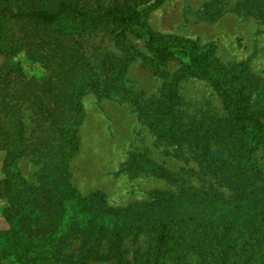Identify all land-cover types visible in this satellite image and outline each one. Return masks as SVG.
<instances>
[{"label":"trees","instance_id":"1","mask_svg":"<svg viewBox=\"0 0 264 264\" xmlns=\"http://www.w3.org/2000/svg\"><path fill=\"white\" fill-rule=\"evenodd\" d=\"M137 1L143 5L132 0H0V56L22 54L43 70L37 77L16 64L0 70V217L7 225L0 232V264L7 258V264H48L82 215L87 218L79 228L81 247L91 250L106 236L107 254L116 253L124 236H135L145 225L148 247L133 264H264V174L251 156L257 145L264 147V112L250 105L255 81L247 63L226 69L213 55L214 44L198 47L153 32L143 21L148 0ZM239 7L233 10L264 19V0H245ZM102 29L116 39L125 31L141 37L151 66L178 62L180 74L168 78L153 106L133 102L157 137H185L195 145L197 161L225 182L231 195L212 186L156 191L140 213L101 206L95 192L79 195L67 167L78 149L82 97L99 77L72 39ZM186 76L205 79L221 97L232 138L219 132L214 119L201 122L203 133L184 121L176 84ZM24 106L35 122L28 136ZM29 156L40 165L36 184L17 168ZM148 169L162 174L155 165Z\"/></svg>","mask_w":264,"mask_h":264},{"label":"rangeland","instance_id":"2","mask_svg":"<svg viewBox=\"0 0 264 264\" xmlns=\"http://www.w3.org/2000/svg\"><path fill=\"white\" fill-rule=\"evenodd\" d=\"M153 2L148 0L149 9L143 16L153 32L188 40L198 47L214 44L213 55L226 69L246 62L247 74L255 81L249 94L250 105L264 112V19L242 9L233 10L237 5L241 8L245 0H162L156 5ZM72 42L99 77L98 85L82 97L84 117L77 131L78 149L67 167L70 182L80 196L95 192L100 194L101 206L131 208L140 213L154 200L156 191L212 186L226 196L232 194L225 182L197 161L195 145L185 137L182 141L157 137L136 108L135 101L138 106H153L158 101L168 78L180 74L178 62L151 66V55L142 38L130 31L116 39L109 30L102 29L74 37ZM13 64L28 76L43 73L22 54L0 56V70H9ZM113 77L116 78L109 82ZM176 93L183 119L191 128L203 133L201 122L207 124L208 119H214L222 135L233 137L222 99L205 79L182 77L176 84ZM21 118L28 136L35 125L28 107L22 108ZM261 119L264 122V117ZM251 156L264 174V147L257 145ZM151 165L162 174L148 169ZM17 168L24 179L37 183L40 165L31 156L21 158ZM86 218L82 215L61 238L48 264H72L75 260H82V264H133L148 247L149 234L144 225L135 236H124L116 253L107 254L106 236L95 248L85 250L81 247L79 228ZM6 228L0 217V232ZM10 260L7 258L2 264Z\"/></svg>","mask_w":264,"mask_h":264}]
</instances>
